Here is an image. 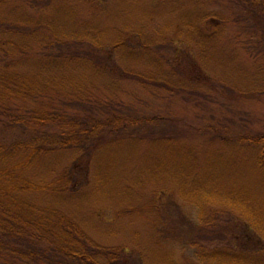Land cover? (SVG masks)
Wrapping results in <instances>:
<instances>
[{"label":"rangeland","instance_id":"obj_1","mask_svg":"<svg viewBox=\"0 0 264 264\" xmlns=\"http://www.w3.org/2000/svg\"><path fill=\"white\" fill-rule=\"evenodd\" d=\"M36 2L5 14L29 20L34 31L23 38L32 46L48 33L34 27L51 18L72 38L103 48L120 41L134 55H118L116 65L144 76L135 82L91 59L83 79L85 63H73L75 85L98 89L87 106L128 119L96 141L91 188L61 201L73 220L104 249L123 250L117 264H231L249 254L250 264H264V236L253 232V223L264 230L262 152L252 144L264 134V52L247 37L250 22H237L234 0ZM205 11L206 24L190 29ZM204 31L213 37L194 46L190 38ZM74 158L60 154L37 169L56 172Z\"/></svg>","mask_w":264,"mask_h":264},{"label":"trees","instance_id":"obj_2","mask_svg":"<svg viewBox=\"0 0 264 264\" xmlns=\"http://www.w3.org/2000/svg\"><path fill=\"white\" fill-rule=\"evenodd\" d=\"M36 1L0 0V264H117L125 252L104 249L90 238L61 201L91 188L92 174L86 181V171L91 170L96 141L105 134L119 133L128 119H115L114 111L104 107L105 118L99 107H88L98 89L75 85L78 74L71 68L75 61L84 62L88 72L84 71L83 79H88L94 59L101 68L110 67L113 74L135 82L144 76L135 68L116 65L118 55H134L121 49L120 41L103 48L97 41L75 39L58 31L51 18L45 17L34 27L48 33L33 42L37 47L32 46L23 38L34 31L29 20H13L5 14L11 6L37 9L41 3ZM234 2L240 10L237 22H250L247 37L257 54L263 53L264 0ZM206 19L205 11L189 28L194 24L197 29ZM217 20L219 32L226 21L222 16ZM209 37L213 35L204 31L190 40L195 46ZM100 48L106 51L103 55ZM167 84L166 92L179 93ZM252 144L262 152L258 164L264 173V134L253 138ZM69 153L75 158L61 169L53 172L51 166L44 175L39 174V164H52L48 161L54 156ZM240 212L253 215L245 208ZM253 225V232L264 236L263 226ZM249 256L238 255L231 264H250L254 256Z\"/></svg>","mask_w":264,"mask_h":264}]
</instances>
